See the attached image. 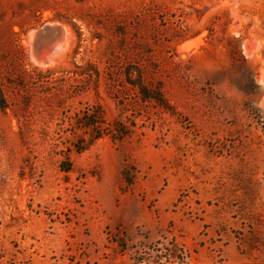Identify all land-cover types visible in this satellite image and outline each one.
Wrapping results in <instances>:
<instances>
[{"label": "rangeland", "instance_id": "obj_1", "mask_svg": "<svg viewBox=\"0 0 264 264\" xmlns=\"http://www.w3.org/2000/svg\"><path fill=\"white\" fill-rule=\"evenodd\" d=\"M0 105V264H264V0H0Z\"/></svg>", "mask_w": 264, "mask_h": 264}, {"label": "trees", "instance_id": "obj_2", "mask_svg": "<svg viewBox=\"0 0 264 264\" xmlns=\"http://www.w3.org/2000/svg\"><path fill=\"white\" fill-rule=\"evenodd\" d=\"M139 87V93L141 94V97L144 101L149 100H157L159 102H163L162 96L158 92L150 93L149 90L141 85H137ZM0 107H3L0 105ZM82 123L81 126L84 128L91 129L94 134L92 141H95L103 136H110L113 140H121L125 138L127 135H129V131L120 123H116V125L111 128L106 125V121L103 117L102 112L99 109L89 111L87 113H84V116L82 117ZM153 253H148L150 255L149 258L141 257L137 259L138 263L146 262L148 259L156 258V263L163 264L162 260L165 256L170 258H175L176 254L174 251L169 250L167 253H163L159 249L152 250ZM171 260V259H170Z\"/></svg>", "mask_w": 264, "mask_h": 264}, {"label": "bare ground", "instance_id": "obj_3", "mask_svg": "<svg viewBox=\"0 0 264 264\" xmlns=\"http://www.w3.org/2000/svg\"><path fill=\"white\" fill-rule=\"evenodd\" d=\"M58 26L60 29L52 25V28L41 35L34 43L33 56L39 64L46 65L56 61L57 59L55 60V58H58L67 48L69 42L67 33L65 29L62 30L63 27ZM32 38L33 33L31 34Z\"/></svg>", "mask_w": 264, "mask_h": 264}, {"label": "water", "instance_id": "obj_4", "mask_svg": "<svg viewBox=\"0 0 264 264\" xmlns=\"http://www.w3.org/2000/svg\"><path fill=\"white\" fill-rule=\"evenodd\" d=\"M52 25H50V26H47V27H45V28H43V29H41V30H39V31H37L35 34H34V43L38 40V38L39 37H41V35H43L44 33H46L48 30H50L52 27H51ZM55 28H59L60 29V27L58 26V25H53ZM62 27V26H61ZM62 29V28H61ZM62 30H64V28L62 29Z\"/></svg>", "mask_w": 264, "mask_h": 264}]
</instances>
